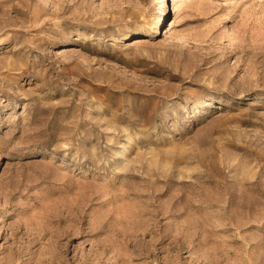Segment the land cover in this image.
Returning a JSON list of instances; mask_svg holds the SVG:
<instances>
[{"label":"rangeland","instance_id":"374dc122","mask_svg":"<svg viewBox=\"0 0 264 264\" xmlns=\"http://www.w3.org/2000/svg\"><path fill=\"white\" fill-rule=\"evenodd\" d=\"M166 1L0 0V264H264V0Z\"/></svg>","mask_w":264,"mask_h":264},{"label":"bare ground","instance_id":"6f19581e","mask_svg":"<svg viewBox=\"0 0 264 264\" xmlns=\"http://www.w3.org/2000/svg\"><path fill=\"white\" fill-rule=\"evenodd\" d=\"M176 5H177V0H167L166 2H164V8L159 11V15L156 17V23L161 22L164 19V17L167 16V14H170L171 12L174 13L176 9ZM131 41H134V43H147L148 42L147 36L138 37V38L132 39Z\"/></svg>","mask_w":264,"mask_h":264}]
</instances>
